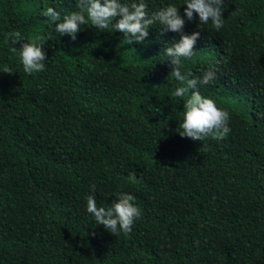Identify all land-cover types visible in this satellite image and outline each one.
I'll list each match as a JSON object with an SVG mask.
<instances>
[{
	"label": "trees",
	"instance_id": "16d2710c",
	"mask_svg": "<svg viewBox=\"0 0 264 264\" xmlns=\"http://www.w3.org/2000/svg\"><path fill=\"white\" fill-rule=\"evenodd\" d=\"M144 2L149 16L186 7ZM77 4L0 0V264H264V0H225L219 31L186 20L201 38L181 72L214 69L198 90L231 117L225 138L202 142L178 133L190 93L172 95L164 48L179 35L155 24L129 44L89 22L72 41L40 14ZM13 31L43 44V71H23ZM121 192L141 216L114 235L86 198L108 207Z\"/></svg>",
	"mask_w": 264,
	"mask_h": 264
},
{
	"label": "clouds",
	"instance_id": "9594fccd",
	"mask_svg": "<svg viewBox=\"0 0 264 264\" xmlns=\"http://www.w3.org/2000/svg\"><path fill=\"white\" fill-rule=\"evenodd\" d=\"M183 16L179 8L168 5L150 16L144 0H78V12L66 14L61 19V14L54 8L48 7L40 14L47 18L50 25L55 23L54 30L60 36L68 35L72 41H76L77 33L81 26L86 23L100 32H120L128 38L129 44L133 42L142 43L149 36L152 25L160 26V33L172 32L179 35V40L173 39L171 46L164 48V54L170 62L171 68L168 77L171 76L182 86L175 88L172 95L176 98H184L182 119L179 123V135L182 138H190L194 141H203L209 137L223 139L231 131L229 127L230 114L227 110L218 108L213 99L202 96L198 90L199 85H208L216 78L214 69L204 72L202 77H194L191 72H181V59H188L194 55V48L201 38L200 31L187 34L184 31L186 20L191 22L198 17V27L207 25L219 31L223 26V9L225 0H185ZM201 29V28H200ZM202 31V30H201ZM7 39L13 45L19 44V59L23 71L32 75L45 69L46 54L42 50L43 44L37 40L24 42L19 31L8 34ZM17 51L15 47L12 49ZM4 73L12 74L13 71L5 66ZM130 179L135 180L134 174ZM95 192V185H91ZM86 211L90 214L97 226L102 225L108 232L117 235H125L132 231L134 223L141 216L140 208L135 204L132 194L121 192L117 194L116 200L108 207H98L94 195L86 198Z\"/></svg>",
	"mask_w": 264,
	"mask_h": 264
}]
</instances>
